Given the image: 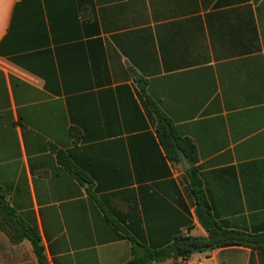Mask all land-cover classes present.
Segmentation results:
<instances>
[{"label": "crops", "instance_id": "obj_1", "mask_svg": "<svg viewBox=\"0 0 264 264\" xmlns=\"http://www.w3.org/2000/svg\"><path fill=\"white\" fill-rule=\"evenodd\" d=\"M196 190L221 229L264 236V0H0V264H40L32 232L46 264L208 238ZM204 257L264 264H152Z\"/></svg>", "mask_w": 264, "mask_h": 264}, {"label": "trees", "instance_id": "obj_2", "mask_svg": "<svg viewBox=\"0 0 264 264\" xmlns=\"http://www.w3.org/2000/svg\"><path fill=\"white\" fill-rule=\"evenodd\" d=\"M156 120L159 122L157 131L160 139L169 157L176 161L181 162L180 153L187 155L185 147L182 145L180 138L174 133L169 120L157 108H155ZM197 197V216L209 234L208 238L194 237L187 235H178L175 237L172 244L161 250H144L142 253H137L134 258L127 264H152V262H163L167 259H189L193 255L210 251L215 248L231 247V246H245L253 249L264 250V236L249 235L243 232L226 231L221 229L213 217L209 214L206 205L201 201L199 193L196 190ZM14 211L6 202L4 196L0 192V229H4L1 218H14ZM27 237L32 241L34 253L40 264H46V260L40 246V238L32 232ZM13 242H18V239L11 238ZM22 237L20 238L21 241ZM141 247V246H140Z\"/></svg>", "mask_w": 264, "mask_h": 264}, {"label": "built area", "instance_id": "obj_3", "mask_svg": "<svg viewBox=\"0 0 264 264\" xmlns=\"http://www.w3.org/2000/svg\"><path fill=\"white\" fill-rule=\"evenodd\" d=\"M213 260L211 259V257H204V258H200L199 260L195 261V262H190L188 260V263L190 264H212Z\"/></svg>", "mask_w": 264, "mask_h": 264}, {"label": "water", "instance_id": "obj_4", "mask_svg": "<svg viewBox=\"0 0 264 264\" xmlns=\"http://www.w3.org/2000/svg\"><path fill=\"white\" fill-rule=\"evenodd\" d=\"M180 156H181L184 168L189 169L190 165L187 163L185 155L183 153H180Z\"/></svg>", "mask_w": 264, "mask_h": 264}]
</instances>
